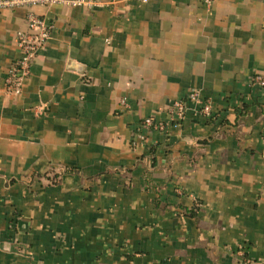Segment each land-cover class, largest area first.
<instances>
[{"label": "crops", "instance_id": "crops-1", "mask_svg": "<svg viewBox=\"0 0 264 264\" xmlns=\"http://www.w3.org/2000/svg\"><path fill=\"white\" fill-rule=\"evenodd\" d=\"M91 1L0 11V264H264V0ZM31 12L53 30L16 96ZM193 92L212 119L134 147Z\"/></svg>", "mask_w": 264, "mask_h": 264}, {"label": "built area", "instance_id": "built-area-1", "mask_svg": "<svg viewBox=\"0 0 264 264\" xmlns=\"http://www.w3.org/2000/svg\"><path fill=\"white\" fill-rule=\"evenodd\" d=\"M147 2V0H142ZM207 8L211 9L216 0H203ZM91 0H0V11L5 9H15L22 6L40 5L51 8L56 5H68L72 7H92ZM28 33L20 32L17 37V45L20 50V58L9 68L5 78L6 91L12 95L22 94L25 82L31 73L34 61L40 51L51 38L53 26L48 20L34 13L27 15ZM254 81L264 86V77L257 75ZM189 103L197 106L198 114L206 119L214 116V107L211 101L203 100L200 93H191L186 100H175L167 110L168 122L160 121L157 118L149 117L145 119L136 129L134 134V147L147 142L149 135L153 132H165L169 127L180 128L184 123L189 111ZM123 104L127 106L126 100Z\"/></svg>", "mask_w": 264, "mask_h": 264}]
</instances>
